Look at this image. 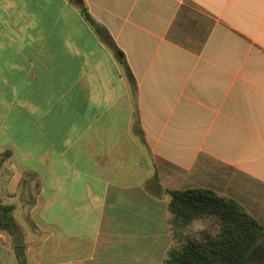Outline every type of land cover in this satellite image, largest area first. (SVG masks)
<instances>
[{
	"label": "crops",
	"instance_id": "crops-1",
	"mask_svg": "<svg viewBox=\"0 0 264 264\" xmlns=\"http://www.w3.org/2000/svg\"><path fill=\"white\" fill-rule=\"evenodd\" d=\"M83 2L135 93L70 0H0V264H165V188L215 164L264 227V0Z\"/></svg>",
	"mask_w": 264,
	"mask_h": 264
},
{
	"label": "trees",
	"instance_id": "trees-1",
	"mask_svg": "<svg viewBox=\"0 0 264 264\" xmlns=\"http://www.w3.org/2000/svg\"><path fill=\"white\" fill-rule=\"evenodd\" d=\"M70 1L101 40L117 54L122 72L135 93L133 75L105 27L90 15L83 0L81 3ZM8 154L7 150L1 151L0 160ZM165 192L169 195L167 206L174 218L183 223L208 218L212 223L210 227L186 233L174 251L171 246L164 258L165 264H244L254 257L264 263V227L234 198L206 186L165 188ZM11 207V204L0 202V229H9L13 224L9 213ZM13 247L18 264H25L21 245L14 244Z\"/></svg>",
	"mask_w": 264,
	"mask_h": 264
},
{
	"label": "rangeland",
	"instance_id": "rangeland-1",
	"mask_svg": "<svg viewBox=\"0 0 264 264\" xmlns=\"http://www.w3.org/2000/svg\"><path fill=\"white\" fill-rule=\"evenodd\" d=\"M203 168L202 169H210V167L214 166V163L212 162V160H210L209 158H204L203 159ZM159 167L165 166V164H160V162L158 163ZM219 165L215 164L214 169H215V174H213V177L216 179H212V173H210L211 175V179L209 178V180L207 179H202V178H197V181H195V184H201V185H210L213 188H215L218 193H226L227 194V189L223 187V189L220 188L219 186V182L217 181V174L219 173ZM232 172L230 171L229 168H223V178L226 179L227 181L232 177ZM225 181V180H224ZM226 182V181H225ZM194 182H191L189 184H192ZM187 223H183V222H179V223H174L173 224V230H174V234L177 235V238L175 239V243L173 245L172 251H174V249H176L177 247H179V245L183 242V237L186 233H190L193 231H197L198 229H200L201 227H210L212 226V223H209L208 218H197L196 222H194V224L189 225L187 227L186 225ZM214 226V225H213ZM244 264H264L263 262H258V261H254L252 259H247L246 262Z\"/></svg>",
	"mask_w": 264,
	"mask_h": 264
},
{
	"label": "water",
	"instance_id": "water-1",
	"mask_svg": "<svg viewBox=\"0 0 264 264\" xmlns=\"http://www.w3.org/2000/svg\"><path fill=\"white\" fill-rule=\"evenodd\" d=\"M74 2H76V3H81L82 2V0H73ZM16 237L14 236V239H13V243L14 244H19L21 241H20V239H17V237L19 238V233H16Z\"/></svg>",
	"mask_w": 264,
	"mask_h": 264
}]
</instances>
